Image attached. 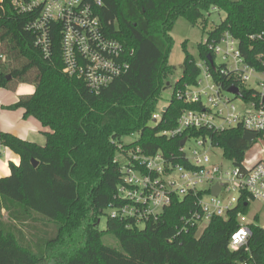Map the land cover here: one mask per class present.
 <instances>
[{
  "label": "trees",
  "instance_id": "1",
  "mask_svg": "<svg viewBox=\"0 0 264 264\" xmlns=\"http://www.w3.org/2000/svg\"><path fill=\"white\" fill-rule=\"evenodd\" d=\"M12 1L0 3V89L32 86L31 93L7 109H22L24 118L48 131L43 146L0 131V146L19 158V165L10 163V174L0 178V264H264V231L257 226L250 227L247 250L229 248L239 228L237 215L248 213L241 203L226 219L213 218L198 236L174 233L188 209L183 207L187 198L176 199L158 221L141 228L132 219H113L108 213L105 229L98 228L103 213L121 205L114 159L124 137L136 135L129 147L138 145L145 155L160 152L173 163L181 161L179 139L159 135L175 125L170 110L195 108L174 100L178 89L194 86L199 76L185 44L181 76L173 85L167 82L174 73L168 56L177 19L199 26L208 41L216 42L228 31L252 65L257 55L264 56V41H249L264 30V0H100L96 15L101 27L123 45L129 69L96 95L64 73L58 36H52L50 54L41 53L35 35L26 30L28 17L16 14ZM212 12L223 13L224 19L209 22ZM209 54L200 44L201 60ZM211 73L224 90L238 86ZM169 87L170 108L152 126L161 93ZM241 94L247 101L252 91L242 89ZM187 135L209 138L237 163L253 146L242 139L240 127ZM111 238L118 250L107 244Z\"/></svg>",
  "mask_w": 264,
  "mask_h": 264
},
{
  "label": "built area",
  "instance_id": "2",
  "mask_svg": "<svg viewBox=\"0 0 264 264\" xmlns=\"http://www.w3.org/2000/svg\"><path fill=\"white\" fill-rule=\"evenodd\" d=\"M100 6V0L12 1L13 11L28 17L26 30L35 35V45L41 53L47 57L52 47V36H58L64 73L80 79L95 95L129 69L123 45L108 37L101 27L96 15ZM249 41H264V30L250 35ZM202 44L210 52L213 63L212 67L206 59L200 66L196 65L199 75L202 71L206 85L201 88L202 80L198 76L194 86L184 85L174 93L176 102L194 105L195 108L181 112L170 110V114L176 116L175 125L159 134L180 142L186 139L183 146H179L181 161L173 163L160 152L145 155L138 145L129 147L137 138L131 143H118L114 162L118 164L120 173L116 198L121 205L107 209L111 218L132 219L143 227L150 221H158L176 199L187 198L183 207L188 209L181 215L174 233L178 236L193 231L198 236L213 218L226 219L240 203L247 210L250 203L264 205V149L258 150L250 159L244 156L239 163L223 156L231 163V168L226 171L211 162L210 150L217 147L209 138L187 135L188 131L223 132L240 127L243 133L256 135L253 145L264 141V56L257 55L255 64L247 63L238 40L228 31L218 41L205 40ZM217 57L221 59L220 65L215 63ZM211 70L234 81L238 86H232L238 89L240 97L227 93ZM250 83L259 90L250 88ZM242 89L252 91L249 100L242 98ZM222 93L239 99L242 106L236 108ZM170 105L171 101L161 111L153 113L152 126L161 121L163 110L168 111ZM191 138L198 139V146L203 149H194L187 154L184 149ZM207 143L209 148L205 150ZM215 186L219 188L216 196L212 194ZM246 215H237L239 228L229 241L232 251L247 250L250 227L257 226L253 223L257 213L252 221ZM259 228L264 231L263 227Z\"/></svg>",
  "mask_w": 264,
  "mask_h": 264
},
{
  "label": "rangeland",
  "instance_id": "3",
  "mask_svg": "<svg viewBox=\"0 0 264 264\" xmlns=\"http://www.w3.org/2000/svg\"><path fill=\"white\" fill-rule=\"evenodd\" d=\"M2 0H0L1 3ZM224 19L223 13H216L212 12L211 15L209 16V22H212L213 24H219L221 20ZM171 36L173 39V45L171 48V51L168 56V64L174 68V73L172 76H169L167 78V82L170 85H173L176 83L180 76H181V66L183 63L184 59V51L182 49V45L185 44V51L187 54L192 56L193 61L195 65L200 66L201 65V58L198 55V47L200 44H202L205 40H207V34L206 31H203L199 26H192L188 22H186L182 18H178L177 21L175 22L173 29L171 31ZM216 65L221 64V59L217 57L215 59ZM200 79L202 80V85L201 88H204L206 85V82L203 79L202 76V71H200L199 75ZM250 88H254L255 90H259V88L253 84L250 83L248 85ZM32 89V86L27 85V84H18L16 91H8L10 94L18 93V92H24V90H28V92ZM31 92V91H30ZM224 97H227L229 100H231L232 104L236 108H240L242 106V102L234 98L232 95L222 93ZM172 95V88H167L161 93V97L159 99V102L156 107V112L158 113L159 111L162 110V108L166 107L168 103L170 102ZM137 138L136 135L133 136H128L124 137L122 139V142L124 144L131 143ZM199 140L196 138H191L187 144L185 145V152L189 154L191 151L194 149H203L202 147L198 146ZM209 148V144H205V150ZM214 148V147H213ZM264 149V141H257L250 149L247 151L245 158L250 159L258 150ZM210 158L211 162L218 165L222 166L224 170L228 171L231 168V163L223 158V153L220 148H214L210 150ZM264 158V156H263ZM222 164V165H221ZM234 195V194H231ZM108 211H105L103 215L100 218L99 226L98 228L100 230L105 229V221H106V214ZM257 213V220H253V216ZM247 219L255 223L259 227L264 228V205L261 203H250L248 213L246 215ZM142 226H140L141 228ZM55 231V228H54ZM109 246H112L115 249H119L118 243L114 239H109L106 241ZM44 264V263H43Z\"/></svg>",
  "mask_w": 264,
  "mask_h": 264
},
{
  "label": "crops",
  "instance_id": "4",
  "mask_svg": "<svg viewBox=\"0 0 264 264\" xmlns=\"http://www.w3.org/2000/svg\"><path fill=\"white\" fill-rule=\"evenodd\" d=\"M16 91V90H15ZM32 92V89L30 90ZM28 90L10 94L5 89H0V131L8 132L17 138L40 146L45 144V133L48 131L41 127L33 118H24L22 109L8 110L14 105L20 95L31 93ZM19 165V158L6 148L0 146V178L10 174L9 164ZM4 214V212H2Z\"/></svg>",
  "mask_w": 264,
  "mask_h": 264
},
{
  "label": "water",
  "instance_id": "5",
  "mask_svg": "<svg viewBox=\"0 0 264 264\" xmlns=\"http://www.w3.org/2000/svg\"><path fill=\"white\" fill-rule=\"evenodd\" d=\"M207 60L209 61V64L213 67V65H212V64H213V63H212V59H211L210 56H207ZM227 93L232 94V95L235 96V97H240V93H239L238 89H237L236 87H234V86L229 87V88L227 89ZM263 102H264V98H263ZM163 111L165 112L166 109H164ZM255 138H256V135H255V134H250V133H247V132H244V133H243V136H242V139H243V140H244L249 146H251V145L253 144ZM185 140H186V139H183V140L180 142V147L183 146V144L185 143ZM32 165H33V167L35 168V167L37 166V163H36L34 160H32ZM218 192H219V188H218V186H215V187L212 189V194L216 196V195L218 194Z\"/></svg>",
  "mask_w": 264,
  "mask_h": 264
}]
</instances>
